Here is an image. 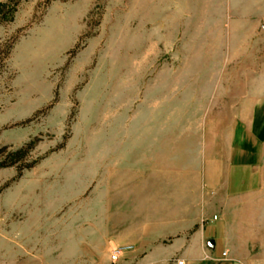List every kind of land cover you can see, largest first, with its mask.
Wrapping results in <instances>:
<instances>
[{
    "label": "rangeland",
    "instance_id": "obj_1",
    "mask_svg": "<svg viewBox=\"0 0 264 264\" xmlns=\"http://www.w3.org/2000/svg\"><path fill=\"white\" fill-rule=\"evenodd\" d=\"M4 44L0 264H202L145 236L229 152V0H0Z\"/></svg>",
    "mask_w": 264,
    "mask_h": 264
},
{
    "label": "crops",
    "instance_id": "obj_2",
    "mask_svg": "<svg viewBox=\"0 0 264 264\" xmlns=\"http://www.w3.org/2000/svg\"><path fill=\"white\" fill-rule=\"evenodd\" d=\"M263 24L264 0H229V94L214 111L229 114V152L194 156L176 208L146 233L147 241L176 237L159 255L264 264Z\"/></svg>",
    "mask_w": 264,
    "mask_h": 264
},
{
    "label": "trees",
    "instance_id": "obj_3",
    "mask_svg": "<svg viewBox=\"0 0 264 264\" xmlns=\"http://www.w3.org/2000/svg\"><path fill=\"white\" fill-rule=\"evenodd\" d=\"M13 46L10 44H4L0 45V72H1V67H6V63L8 62L11 52H12ZM23 150H18L15 155H18L21 153Z\"/></svg>",
    "mask_w": 264,
    "mask_h": 264
},
{
    "label": "built area",
    "instance_id": "obj_4",
    "mask_svg": "<svg viewBox=\"0 0 264 264\" xmlns=\"http://www.w3.org/2000/svg\"><path fill=\"white\" fill-rule=\"evenodd\" d=\"M262 31L264 32V24H263V26H262ZM178 264H184V261H179Z\"/></svg>",
    "mask_w": 264,
    "mask_h": 264
}]
</instances>
